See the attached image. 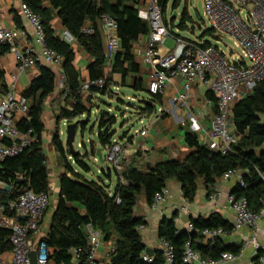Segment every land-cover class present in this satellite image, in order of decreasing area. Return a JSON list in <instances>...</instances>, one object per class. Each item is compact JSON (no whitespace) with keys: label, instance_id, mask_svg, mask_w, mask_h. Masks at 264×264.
<instances>
[{"label":"trees","instance_id":"1","mask_svg":"<svg viewBox=\"0 0 264 264\" xmlns=\"http://www.w3.org/2000/svg\"><path fill=\"white\" fill-rule=\"evenodd\" d=\"M23 1L41 15L46 44L62 56L61 69L65 77V86L60 92L64 96L65 104L59 106L54 115L56 127L51 137L52 146L62 159L63 170L58 175L59 191L51 212L46 237L47 246L51 248L50 257L56 264H69L70 247H86L84 227L88 223L99 229L104 239L114 236L110 264H163L164 259L159 250L154 252L151 260L144 259L146 246L138 228L145 223V220L134 213V206L139 195H143L149 204L152 195L166 187L170 179L180 183L183 198L191 201L196 193L198 178H202L205 184H212L227 169H240L243 171L241 177L244 186L241 187L237 183L233 192L236 196H245L248 204L252 200L255 209L258 208V198L264 196V122L259 117L264 114V82L257 83L251 92L238 99L232 108V120L239 138L232 145L231 152L222 154L208 148L199 142L196 133L186 131L184 140L192 151L183 160L159 161L148 169L128 166L120 173L108 167L107 170H112L117 176L114 187L110 189L109 184L102 179H88L71 165L69 159H72L82 170H89L85 160L86 154L75 149L70 152L59 136L61 120L89 115L90 109L85 104L86 99L83 100L79 92L81 83L85 79L74 66L73 44L65 41L55 32L51 20L56 17L63 29L74 37V43L88 55L89 59L85 66L86 79L102 78L104 81L101 86H89L88 98L95 94L103 95L110 92L113 73H117L122 80L131 74L134 75L132 88L142 90L141 79L138 76L139 64L133 55V44L147 34L148 23L137 15V0ZM157 1L163 10L167 0ZM43 2H47L49 7H44ZM178 3L179 0H173L172 7L176 8ZM105 13L116 21L120 40V48L114 54L108 71H105V54L99 32L96 29L92 33L81 31V27L86 22L94 23ZM188 19L189 16L184 9L177 26L186 28ZM15 23L19 24L18 17H15ZM205 32L203 31L202 34ZM207 32L211 33V30ZM8 49L7 45L0 46V55ZM36 66L38 73L20 91L28 101L29 119L17 123L19 129L31 131L33 140L18 154L0 161V181L9 187L0 188V203L16 199L25 190L46 193L51 190L46 155L42 145L44 124L41 114L44 102L55 90V73L47 65ZM6 91L7 82L4 73L0 71V95ZM209 96L215 101L212 94ZM151 101L158 105L161 102V95H153ZM139 108L147 113L153 111L151 105H140ZM97 120L96 139L100 146L105 147L113 140L115 130L112 125L116 119L108 111L100 110ZM75 123L76 128L79 126L81 129L86 125L82 120H77ZM79 145L84 146L83 142ZM91 150L95 155L94 147ZM190 222L193 225L190 231L178 229L173 218L164 219L158 225V237L166 239L172 246L171 264H186L182 256L184 243L187 240L204 258H217L223 251L239 253L241 249L239 245L225 244L220 236L203 240L200 233L203 228L221 227L225 232L231 231V224L218 213H211L207 218H192ZM8 233L7 229L0 228V252L10 247L7 241ZM261 256H264V251L258 248L250 264H261Z\"/></svg>","mask_w":264,"mask_h":264},{"label":"built area","instance_id":"2","mask_svg":"<svg viewBox=\"0 0 264 264\" xmlns=\"http://www.w3.org/2000/svg\"><path fill=\"white\" fill-rule=\"evenodd\" d=\"M186 3V0H183L185 6ZM136 8L138 17L149 26L140 54L142 63L149 67L146 87L148 98L156 94L162 95L166 85L173 78L179 77L181 90L170 99V103L178 101L185 105L187 114L191 116V110L188 108L190 91L202 83L215 97L216 111L208 130L203 133L201 143L222 154L231 152L232 145L239 138L231 123L232 108L237 100L249 94L257 83L264 82V0H204V14L211 24V34L216 38V43L229 36L239 49L234 54L229 52V57L223 48L208 40H192L170 34L163 24L162 10L157 0H145L142 4L141 0H137ZM19 13L26 27H8L2 24L0 18V46L9 47L16 66V73L11 75L6 93L0 95V161L18 154L33 140L29 129L21 130L17 127L19 121L29 119L28 101L18 91V73L37 64H44L53 69L63 88L65 86L61 69L62 56L46 44L41 15L23 0L19 4ZM28 28L32 38L22 48H17L14 45L16 35L25 36ZM95 29L101 36L108 65L109 59H112L120 48L117 23L112 16L105 13L94 23L86 22L81 27L84 33H92ZM59 36L69 43L75 41L65 29L59 32ZM167 36H172L175 40L172 49L163 46ZM103 82L102 78L83 80L79 89L81 98L86 99L90 85L101 86ZM61 121L65 123L66 119ZM214 137L219 138V143L214 142ZM105 149L103 160L108 163L109 168L120 173L125 168V153L121 142L114 139ZM234 173L235 169H227L222 173V178H228ZM238 184L244 186L240 174ZM0 188L9 187L0 181ZM166 193V187L156 191L149 205L156 207L164 201ZM214 195H221V191L217 189ZM226 199L234 214L231 230L240 227L251 230L250 243L254 246V256L260 248L257 242V223L264 216V196L258 198L256 211L250 209L243 195L229 193ZM48 205V193L32 190H25L16 199L0 203V228L9 231L7 241L10 245L9 249L0 252V264H30L32 250L36 253V264L51 263V248L46 243L47 228L43 227V217ZM186 210L185 205L180 207L181 212ZM192 229L190 222L187 230ZM84 230L86 247H70L69 264H100L96 258V248L103 237L102 233L89 223L85 225ZM200 233L204 238L220 236L226 232L221 227H216L203 228ZM159 250L164 259L163 264H171L173 249L166 239L159 238ZM239 254L240 251H223L217 258H204L187 240L184 243L182 259L186 264H227L236 260ZM143 257L151 260V256L146 252ZM261 260L260 257V263Z\"/></svg>","mask_w":264,"mask_h":264},{"label":"crops","instance_id":"3","mask_svg":"<svg viewBox=\"0 0 264 264\" xmlns=\"http://www.w3.org/2000/svg\"><path fill=\"white\" fill-rule=\"evenodd\" d=\"M20 1L21 0H0V18L2 24L12 28L26 27L25 21L19 13ZM142 1L145 2V0H141V4ZM42 5L44 7H49V4L47 2H43ZM15 17L19 18V24L15 23ZM51 22L55 32L59 34V32L63 29L60 21L56 17H53ZM26 30L27 32L25 36H21L19 34L16 35L14 39V45L17 48H22L26 44V42L32 38L31 30L29 28ZM144 41L145 35L140 37L133 44V55L135 61L139 64L138 76L141 79L142 90H134L132 88L134 82V75L132 74L122 80L117 73H113L112 80L114 81V83L116 79L115 77H117L122 83H125V81L129 79L131 80V83L128 85L129 88L133 89L134 91L147 92L146 87L149 67L142 63L140 57L141 48ZM72 44L75 50L74 45L76 44ZM76 46L79 48V51L76 52L75 50L74 66L79 70L80 76L86 79L87 72L85 66L89 58L86 52L81 47H79L78 45ZM112 59H109V63L107 65V59L105 58V71L109 70ZM0 71L4 73V77L8 85L11 75L16 73L13 52L10 49L0 55ZM37 73V66L32 67L26 71L19 72L18 91H21L27 85L30 79ZM180 90L181 79L179 77H175L164 88L161 95V102L157 105V111L137 115L135 118L137 125L133 128L132 132H127L124 135L120 134L121 137L119 139H115L121 142L124 149L125 167L134 166L138 169H148L159 161L168 159L183 160L192 151V148H190L184 140V134L186 131H192L196 133L197 138L201 143L203 133L208 130L210 121L215 114V101L210 98L209 94L211 93L207 92L206 87L202 83L197 84L190 91L191 97L189 100L188 108L191 110V117L187 114V108L185 105H182L178 101L170 103V99L175 96ZM52 94H50L44 102L41 114V118L44 124V130L42 132V145L46 155V161H48L49 157H53L54 160H56V152L52 146L51 137L56 127L54 115L55 113H57L58 109H55L54 102L57 101L52 100L54 99V96H51ZM61 97H63L64 100V96ZM207 100H209L210 102H206ZM47 103H51V105ZM198 110H203V112H197ZM82 116L83 115H81L80 117ZM259 117L261 116L259 115ZM260 119L262 122H264V118ZM60 123H62V121ZM231 123L234 131L236 132L232 116ZM61 133L62 130H60L59 125L60 138ZM213 140L216 144L220 141L218 137H214ZM92 144H94V146ZM90 145L94 147L95 155H92L91 152H89L91 149L90 147L87 148L84 145L86 151H88L86 152V158L88 157L89 159L95 161L97 157V149L101 151L102 157L105 155L103 153L106 152V149L105 147H102L98 144L97 139L91 140ZM207 147L212 149L211 146ZM45 148H47V150L49 151L48 155ZM58 169L59 172H62L63 165L59 166ZM101 171L104 176L102 180L105 183L109 184L110 189H112L117 181L115 172L107 169L106 171H103L101 169ZM112 173H114L113 176ZM242 173V170L235 169V173L230 177L222 178L221 175L212 184H205L202 178H198L196 193L191 201H186L183 198L180 183L174 179L168 180L166 184V197L164 201L159 203L154 208H152L145 201L143 195H139L136 205L134 206V213L136 215L142 216L145 220V223L138 228V232L145 246L153 248L154 252H156V250H159V237L157 235V228L159 223L164 219L173 218L174 223L178 229L187 230L188 224L190 223V220L192 218H207L211 213H218L232 226L234 221V214L228 206L226 196L229 193H234V188L238 183V175H242ZM217 189L221 191V195L219 196L214 195ZM182 205H185L187 207L186 211H180V207ZM254 206L255 203L251 200L249 202L250 209H255ZM47 210L45 211L44 217L47 214ZM256 210L257 208L254 211ZM49 221L47 222V226L45 228H48ZM257 224L259 227L257 242L259 243L262 251H264V216H262L258 220ZM250 237L251 230L247 227H240L237 230H231L230 232H226L220 235L221 240L225 244H236L241 247L240 254L236 258V260L227 264H249L253 260L254 246L250 243ZM211 238L214 237H204L203 240L205 241ZM113 246V235L110 236L109 239H104L102 237L99 245L96 248V258L100 264H110V251L113 249ZM261 258V264H264V256H261ZM50 264L56 263L52 259ZM195 264L201 263L198 262Z\"/></svg>","mask_w":264,"mask_h":264},{"label":"rangeland","instance_id":"4","mask_svg":"<svg viewBox=\"0 0 264 264\" xmlns=\"http://www.w3.org/2000/svg\"><path fill=\"white\" fill-rule=\"evenodd\" d=\"M173 0H167L164 9L162 10V19L165 28L170 32V34H178L181 37H186L192 40H208L212 44H217L221 48H223L227 52V57H229V52L237 53L239 49L234 45L233 39L229 36H225L221 42L216 43V38L212 36L211 33H208L207 30L211 28V24L207 17L204 14V0H191V4H189V0H186V6L183 4V0H179V3L176 8L172 7ZM186 10L189 19L186 22V28H180L177 26L179 22L181 13L183 10ZM176 12V16L172 17V13ZM194 25V29L191 30L190 26ZM203 31H206L202 34ZM175 45V40L172 36H167L164 40L163 46L167 48H173ZM76 52L79 51V48L74 45ZM115 83L111 84V91L105 93L103 95H93L91 98H88L86 94V106L90 109L89 115L85 114L82 117L77 116L74 118H70L66 120L65 123H60L61 139L64 145L65 140V126L68 122H76L77 120H82L86 125L83 129L79 126L77 127V132L74 139V149L80 153L86 154V149L84 146H80L81 142L89 148V144L91 140L96 139V131H97V119L99 118L100 110H106L110 114L115 116V123H113L112 128H114L115 133L112 139H119L121 135L125 133H131L133 128L137 125L135 120L137 115L145 114L140 112H146L139 108L141 105L138 102L140 98L149 97V94L146 91H134L129 88L128 85L131 83V80L127 79L125 83L121 82L117 77H115ZM127 84V85H126ZM63 85L61 81L57 78V74H55V90L51 96H54L55 109L57 110L59 106L65 104L63 100V94L61 95V90ZM51 102V101H50ZM50 104L51 103H47ZM260 118H264V115H260ZM127 130V131H126ZM94 146V144H92ZM65 146V145H64ZM91 146V148L93 147ZM47 151V155L49 151ZM85 152V153H84ZM91 154L93 155L92 150L90 149ZM105 154V152L103 153ZM49 157V156H48ZM71 165L82 173L88 179L97 180L99 178L103 179V171L109 167L108 163L105 160L100 161L97 157L96 160L93 161L88 157L85 158L86 163L89 166L88 171H84L79 168L72 159H69ZM57 163V164H55ZM49 173V181L51 183V190L48 193L49 197V206L47 210V214L44 217V225L45 228L47 226V222L50 220L51 211L57 201L58 195V175H59V166H62V159L56 153V160L53 157H49L48 161H46ZM114 173H112V176Z\"/></svg>","mask_w":264,"mask_h":264},{"label":"water","instance_id":"5","mask_svg":"<svg viewBox=\"0 0 264 264\" xmlns=\"http://www.w3.org/2000/svg\"><path fill=\"white\" fill-rule=\"evenodd\" d=\"M175 16H176V12L174 11L172 13V17H175ZM190 29L193 30L194 29V25H191ZM138 102L141 105H151L152 109H153V112L157 111V105H156V103L151 101V98H148V97L140 98V99H138ZM75 135H76V123L75 122L66 123L64 145H65V147H67V149L70 152L74 151L73 143H74ZM96 155H97V157H98V159L100 161L103 160L101 151L99 149L96 150ZM145 252L148 255L152 256L154 254V249L151 248V247L146 246L145 247ZM30 264H36V253H35L34 250H32L31 253H30Z\"/></svg>","mask_w":264,"mask_h":264}]
</instances>
